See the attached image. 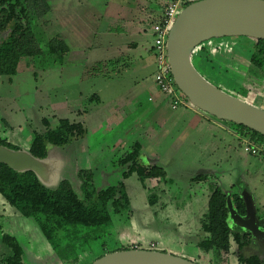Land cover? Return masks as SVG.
I'll return each mask as SVG.
<instances>
[{"label": "rangeland", "instance_id": "1", "mask_svg": "<svg viewBox=\"0 0 264 264\" xmlns=\"http://www.w3.org/2000/svg\"><path fill=\"white\" fill-rule=\"evenodd\" d=\"M42 1L48 11L32 26L40 48L58 38L69 51L62 66L43 69L38 59H23L15 76L0 77V137L27 151L34 134L46 131L44 120L49 129L59 120L81 124L83 137L63 146L48 145L46 157L38 159L45 187L54 190L66 182L81 199L87 175H92L95 190L121 181L125 167L119 160L136 143L141 147L138 164L161 167L167 183L141 182L131 175L123 181L130 213H111L107 226L59 231L57 249L34 219L21 216L0 196L2 231L17 240L25 264H92L122 246L165 252L196 264H239L233 243L229 253L214 262L212 253L203 254L196 246L205 235L199 219L215 185L226 195L229 227L251 236L244 256L264 262L258 224L264 215V153L233 134L228 122L190 105L173 110L155 86L151 20L171 0ZM129 22L144 31H130ZM108 40L119 45V54L107 46ZM135 41L137 51L148 50L142 62L136 63L134 50L126 48ZM252 43L245 37L213 39L194 49L192 63L218 89L259 105L264 72L249 69ZM109 61L113 63L106 69L92 71L97 63ZM198 176L206 180L193 181ZM149 196L154 203L148 202ZM234 196L242 199L244 216L235 210ZM7 254L0 246V255Z\"/></svg>", "mask_w": 264, "mask_h": 264}, {"label": "trees", "instance_id": "2", "mask_svg": "<svg viewBox=\"0 0 264 264\" xmlns=\"http://www.w3.org/2000/svg\"><path fill=\"white\" fill-rule=\"evenodd\" d=\"M191 3L193 2L185 3L183 8ZM47 11L48 6L42 0H0V35L6 34L5 39L0 41V77L15 76L23 59H38V65L43 69L63 65L69 51L67 45L61 39L52 38L46 42L43 50L32 31L37 17H41ZM158 17L154 16L151 23L157 22ZM252 44L253 52L248 61L249 69L264 72V41L253 40ZM109 63L113 62L97 63L92 71L99 73L106 69ZM43 124L46 131L34 134L27 150L37 159L46 157L48 145L63 146L83 137L85 133L81 124L71 123L68 120H59L55 129H49L46 120ZM228 124L233 134L247 139L264 153L262 135L244 126ZM0 146L13 151L19 150L11 147L1 137ZM140 151L141 147L136 143L131 147V151L119 160V164L125 167V170L121 174V181L115 186L95 190L92 187V175L84 177L82 199L66 182L61 183L57 189L50 190L32 171L16 172L0 163V196L21 216L34 219L44 238L57 249L60 246L56 239L59 231L66 232L76 226L96 228L107 226L111 220V213H130V200L123 181L131 175H136L141 182L155 179L157 182L167 183L166 174L161 167L156 165L144 167L138 164ZM205 180L206 176H198L193 181ZM233 198L235 210L239 215L244 216L245 207L242 199L238 196ZM154 201V198L149 196L148 202L152 204ZM199 228L205 235L196 246L203 254H213L211 262H214V259L219 261L221 256L227 255L233 243L236 248L234 255L239 264H264L257 256H244L243 251L250 245V237L241 230L229 227L226 195L219 186L215 185L208 196L206 211L199 219ZM2 229L0 223V246L6 249L8 254L0 255V264H25L23 250L17 240L5 234ZM134 249L139 248L122 246L115 251Z\"/></svg>", "mask_w": 264, "mask_h": 264}, {"label": "water", "instance_id": "3", "mask_svg": "<svg viewBox=\"0 0 264 264\" xmlns=\"http://www.w3.org/2000/svg\"><path fill=\"white\" fill-rule=\"evenodd\" d=\"M5 37V33L1 34L0 41ZM230 37L264 41V0H199L184 7L172 23L166 41L172 79L191 107L264 137V109L218 89L192 64L191 55L196 47ZM38 161L27 151L0 146V163L16 172L32 171L41 182L44 169ZM92 264L196 263L169 253L134 249L107 253Z\"/></svg>", "mask_w": 264, "mask_h": 264}, {"label": "built area", "instance_id": "4", "mask_svg": "<svg viewBox=\"0 0 264 264\" xmlns=\"http://www.w3.org/2000/svg\"><path fill=\"white\" fill-rule=\"evenodd\" d=\"M185 3H187L186 0H171L161 9L158 21L152 25L153 46L151 50L154 53L156 65L155 86L164 97L169 98L173 110L179 106L190 105L174 84L166 55V41L170 27ZM194 55L193 50L191 58ZM252 152L255 153V150ZM153 247L155 246L151 245V248Z\"/></svg>", "mask_w": 264, "mask_h": 264}, {"label": "crops", "instance_id": "5", "mask_svg": "<svg viewBox=\"0 0 264 264\" xmlns=\"http://www.w3.org/2000/svg\"><path fill=\"white\" fill-rule=\"evenodd\" d=\"M159 12H160V10H159ZM159 14H157V15H154V16H158ZM127 28H129L130 29V31H134L135 29H137V30H139V31H141V30H143L144 31V29H143V27L140 25V24H136V23H134V22H129V23H127ZM111 40H108V41H106V44H107V46L108 47H110V46H114L115 48V52H114V54H119V52H120V50H119V45H117V46H115V44L116 43H114V41H112V42H110ZM139 42L138 41H135V42H133V43H130V44H128L127 46H126V48H130V49H133L134 51V55H133V59H134V61H136V63L137 62H142V60L143 59H145L146 57H147V52H148V50H146V52H140V51H137V49H138V47H139V44H138ZM132 52V53H133ZM264 98V97H263ZM263 98H258L259 100H257V97H256V100L257 101H260V104L259 105H255V106H257V107H260V108H262V109H264V99ZM99 101V100H98ZM262 101V102H261ZM185 108H187V107H185ZM195 126V125H194Z\"/></svg>", "mask_w": 264, "mask_h": 264}, {"label": "flooded vegetation", "instance_id": "6", "mask_svg": "<svg viewBox=\"0 0 264 264\" xmlns=\"http://www.w3.org/2000/svg\"><path fill=\"white\" fill-rule=\"evenodd\" d=\"M263 218H264V215L262 216V218L260 217L259 220H258V224H260L262 226L261 227V232L263 234V236L260 237V240H259V242H261V246L264 245V219ZM249 237H250V240H251V236L250 235H249Z\"/></svg>", "mask_w": 264, "mask_h": 264}]
</instances>
